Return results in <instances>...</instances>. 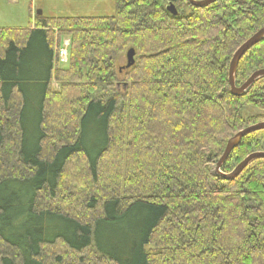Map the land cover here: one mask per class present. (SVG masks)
I'll return each mask as SVG.
<instances>
[{
  "label": "trees",
  "instance_id": "trees-1",
  "mask_svg": "<svg viewBox=\"0 0 264 264\" xmlns=\"http://www.w3.org/2000/svg\"><path fill=\"white\" fill-rule=\"evenodd\" d=\"M263 27L264 0H116L112 16L0 29V264H264V159L215 174L228 141L264 122V78L242 97L229 85ZM261 69L264 41L236 85ZM255 152L264 131L222 172Z\"/></svg>",
  "mask_w": 264,
  "mask_h": 264
},
{
  "label": "rangeland",
  "instance_id": "rangeland-1",
  "mask_svg": "<svg viewBox=\"0 0 264 264\" xmlns=\"http://www.w3.org/2000/svg\"><path fill=\"white\" fill-rule=\"evenodd\" d=\"M38 11H42L43 17L51 18L112 16L116 11V0H0V29H25L35 26ZM66 40L70 46L69 38L65 37L60 47H56L57 52ZM67 52L66 63H62L58 56V65L62 69H67L70 64L69 48ZM117 62L119 66L125 67L126 54L118 56ZM54 88L59 89V84L54 82ZM260 114L262 112L252 106L246 107L243 111L245 117ZM85 186L90 189L86 183Z\"/></svg>",
  "mask_w": 264,
  "mask_h": 264
},
{
  "label": "water",
  "instance_id": "water-1",
  "mask_svg": "<svg viewBox=\"0 0 264 264\" xmlns=\"http://www.w3.org/2000/svg\"><path fill=\"white\" fill-rule=\"evenodd\" d=\"M192 6L196 8H206L222 0H187ZM168 10L173 14L177 15V10L174 5H170ZM37 16H42V11L37 12ZM264 41V27L256 32L252 37H250L243 45H241L234 53L229 68V85L230 91L233 96L242 97L250 90V88L260 79L264 78V69L254 72L250 78L240 87L236 85V74L239 63L245 54L250 51L253 47ZM136 52L134 49H130L126 54L127 64L123 69H130L135 64ZM264 131V122L252 125L240 132H238L234 137H232L224 150L223 155L219 159L217 166L215 168V174L226 179L234 180L236 179L252 162L256 160L264 159V152H255L247 156L241 163H239L232 172L225 174L222 172V167L228 160L231 153L239 147L242 140L255 132Z\"/></svg>",
  "mask_w": 264,
  "mask_h": 264
},
{
  "label": "built area",
  "instance_id": "built-area-1",
  "mask_svg": "<svg viewBox=\"0 0 264 264\" xmlns=\"http://www.w3.org/2000/svg\"><path fill=\"white\" fill-rule=\"evenodd\" d=\"M68 47H69V41L66 40L64 45L58 49V56L61 60L62 63H66L67 62V57H68Z\"/></svg>",
  "mask_w": 264,
  "mask_h": 264
},
{
  "label": "crops",
  "instance_id": "crops-1",
  "mask_svg": "<svg viewBox=\"0 0 264 264\" xmlns=\"http://www.w3.org/2000/svg\"><path fill=\"white\" fill-rule=\"evenodd\" d=\"M46 18H51V17H46Z\"/></svg>",
  "mask_w": 264,
  "mask_h": 264
}]
</instances>
